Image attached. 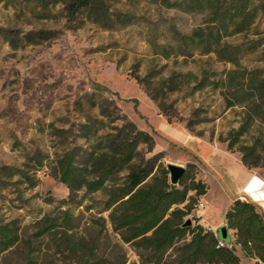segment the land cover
Wrapping results in <instances>:
<instances>
[{"label":"rangeland","instance_id":"374dc122","mask_svg":"<svg viewBox=\"0 0 264 264\" xmlns=\"http://www.w3.org/2000/svg\"><path fill=\"white\" fill-rule=\"evenodd\" d=\"M75 1L0 0V225L19 236L0 264H86L67 238L94 242L100 264H154L112 231L102 193L70 194L58 162L90 181L104 141L132 125L154 142H138L141 155L194 164L208 186L185 220L211 223L204 202L217 220L220 165L234 163L209 145L241 132L229 153L255 146L250 171L264 180V0H87L72 15Z\"/></svg>","mask_w":264,"mask_h":264},{"label":"trees","instance_id":"16d2710c","mask_svg":"<svg viewBox=\"0 0 264 264\" xmlns=\"http://www.w3.org/2000/svg\"><path fill=\"white\" fill-rule=\"evenodd\" d=\"M87 5V0H76L69 5L70 14ZM159 107V106H158ZM161 115H164L160 111ZM169 123V121H167ZM135 136L118 133L107 143L105 152L92 160V179L86 178L87 170L73 167V161L58 162L60 181L73 191L85 189L86 193H102L103 213L108 223L124 243H130L148 252L154 264H240L233 247L243 256L264 264V216L250 201L235 199L224 214L225 226L233 232L232 246L219 245L217 236L197 222L184 226L185 220L197 205L199 197L206 195L208 186L196 180L197 168L187 164L177 185L170 183L167 167L154 158H145L137 151L138 142L153 149L152 138L134 126ZM132 133V132H131ZM130 133V134H131ZM238 135L227 142L226 150L233 152ZM221 143L226 140H219ZM241 164L250 170L256 148L248 154L239 150ZM85 174V175H84ZM64 222L71 216L64 212ZM52 225V224H51ZM51 227V226H50ZM19 241L17 228L12 224L0 225V259ZM62 246L71 253H82L86 264H100L94 259V242H74L67 238Z\"/></svg>","mask_w":264,"mask_h":264},{"label":"crops","instance_id":"0c3cea01","mask_svg":"<svg viewBox=\"0 0 264 264\" xmlns=\"http://www.w3.org/2000/svg\"><path fill=\"white\" fill-rule=\"evenodd\" d=\"M209 146L212 150L213 157L221 154L224 158L234 163L232 168H229V166L224 167V165H220L221 171H223L226 177L230 180L229 181L227 179L229 182H224L222 184L221 190L224 196L226 195V205L221 212V215H219L217 220L214 219L213 207L209 202H204L205 205H203V209L201 210L202 212H199L200 214L198 215L199 218H204L205 214L212 213L213 221L211 223H206V220L201 219L200 225L205 229L211 230L216 235V231L220 228V226L225 224V211L235 199L252 202L260 209V212L264 216V180L255 175L254 172L245 168L240 162V157L230 154L227 150L222 149L221 146ZM205 197L206 195L202 196L203 201ZM228 233L232 243L233 232L228 230ZM235 248L239 250L237 246H235Z\"/></svg>","mask_w":264,"mask_h":264},{"label":"water","instance_id":"95a60500","mask_svg":"<svg viewBox=\"0 0 264 264\" xmlns=\"http://www.w3.org/2000/svg\"><path fill=\"white\" fill-rule=\"evenodd\" d=\"M167 169L169 171L170 183L172 185H177L180 177L184 173V168L174 165H168ZM190 225V220H187L184 226ZM218 240L225 245H229L231 243L228 229L226 226H222L217 230L216 234Z\"/></svg>","mask_w":264,"mask_h":264},{"label":"built area","instance_id":"2783aa9c","mask_svg":"<svg viewBox=\"0 0 264 264\" xmlns=\"http://www.w3.org/2000/svg\"><path fill=\"white\" fill-rule=\"evenodd\" d=\"M198 206H199L200 208H203V205H202V204H199ZM219 245L222 246V245H224V243H222V242L219 241Z\"/></svg>","mask_w":264,"mask_h":264}]
</instances>
